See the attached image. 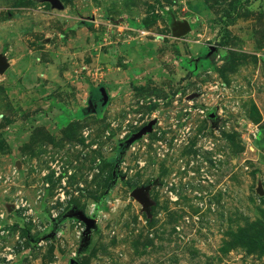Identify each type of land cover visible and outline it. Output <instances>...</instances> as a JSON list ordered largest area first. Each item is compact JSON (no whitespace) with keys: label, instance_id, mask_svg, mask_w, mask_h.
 Instances as JSON below:
<instances>
[{"label":"rangeland","instance_id":"374dc122","mask_svg":"<svg viewBox=\"0 0 264 264\" xmlns=\"http://www.w3.org/2000/svg\"><path fill=\"white\" fill-rule=\"evenodd\" d=\"M0 58V264H264V0H0Z\"/></svg>","mask_w":264,"mask_h":264},{"label":"water","instance_id":"95a60500","mask_svg":"<svg viewBox=\"0 0 264 264\" xmlns=\"http://www.w3.org/2000/svg\"><path fill=\"white\" fill-rule=\"evenodd\" d=\"M189 29H190L189 25L186 22H184L182 27H181L180 32L184 33L186 31H188ZM7 68H8L7 63L4 61V59L0 58V73H4L7 70ZM98 92H99L100 97H101L100 103L102 106H104L108 100V94H107L104 87H100L98 89ZM210 117H213L212 113L210 114ZM147 127L150 128L151 124L148 125ZM148 190H149V186H141V187L135 188L131 191L132 196L135 197L137 200H139L143 204L144 208H148L149 204H150L148 197L146 195V192ZM73 215L79 217V219L85 224L86 231H89L91 228L94 227V225H95L94 220L87 218L81 212H75V213H73Z\"/></svg>","mask_w":264,"mask_h":264}]
</instances>
